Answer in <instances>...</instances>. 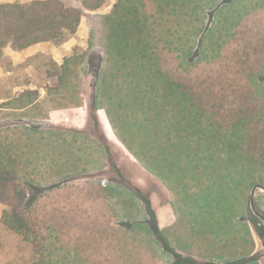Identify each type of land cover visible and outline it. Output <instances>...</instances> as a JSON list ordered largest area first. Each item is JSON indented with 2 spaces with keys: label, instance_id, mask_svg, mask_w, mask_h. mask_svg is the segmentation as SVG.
Instances as JSON below:
<instances>
[{
  "label": "rangeland",
  "instance_id": "rangeland-1",
  "mask_svg": "<svg viewBox=\"0 0 264 264\" xmlns=\"http://www.w3.org/2000/svg\"><path fill=\"white\" fill-rule=\"evenodd\" d=\"M8 1L15 0H0ZM116 1L83 16L69 39L73 45L67 40L4 51L0 142L15 162L0 182V264H264V167L230 163L223 153L197 148L188 156L177 154L162 135V121L149 120L160 119L156 103L164 107L158 90L150 89L139 69H119L104 52L108 29L102 16ZM251 2L188 0L175 10L177 0H148L153 41L173 57L182 58V47L194 50L203 38L212 62L218 52L221 61L231 59L235 46L243 56L245 41L232 33L239 30L241 38L257 17L264 25V8ZM69 57L74 58L61 82ZM27 91L36 93L32 105L12 101ZM94 96L111 121L110 139L98 126L97 108L91 113ZM75 124L85 126V133ZM96 136L103 138L106 153ZM124 146L146 167L156 165L168 194L150 181L130 189L122 185L124 174L111 147L122 150L126 164L130 153ZM149 194L166 201L162 227ZM19 202L20 211L35 222V243L3 221Z\"/></svg>",
  "mask_w": 264,
  "mask_h": 264
},
{
  "label": "trees",
  "instance_id": "trees-1",
  "mask_svg": "<svg viewBox=\"0 0 264 264\" xmlns=\"http://www.w3.org/2000/svg\"><path fill=\"white\" fill-rule=\"evenodd\" d=\"M107 1L80 0L79 4L66 0L0 2V63L7 47L20 51L41 42L57 45L66 42L77 32L85 14L101 9ZM177 1L180 7L175 10L188 2ZM147 2L117 0L102 20L108 29L104 52L116 60L119 69L130 66L139 69L150 89H157L164 102V107L155 105L160 119L149 120L154 124L162 121V135L171 147L177 148V154L188 156L190 149L197 148L198 151L223 153L230 163L264 167V25L261 17L255 19L254 26H245L241 38L246 34L247 37L243 41L239 30L232 33L237 34L236 41L242 44L245 41L248 52L243 56L237 54L235 46L231 59L221 61L222 54L218 52L219 57L212 62L204 50L203 38L194 50L182 47V58L173 57L153 41L155 27L150 21L153 7ZM254 2V8H264V0L251 3ZM240 25L242 20L237 24ZM73 58L65 60L61 82ZM35 94L27 91L12 101H20L21 106L32 105ZM96 108L94 96L90 100L91 113ZM151 139L154 147V138ZM4 145L0 142V182L6 175L5 168L15 162L9 146L6 149ZM23 198L26 200L23 204L27 205V197ZM20 205L21 202L13 211L5 212L3 221L24 240L35 243V222L20 211Z\"/></svg>",
  "mask_w": 264,
  "mask_h": 264
},
{
  "label": "crops",
  "instance_id": "crops-1",
  "mask_svg": "<svg viewBox=\"0 0 264 264\" xmlns=\"http://www.w3.org/2000/svg\"><path fill=\"white\" fill-rule=\"evenodd\" d=\"M111 9H112V6H111V8H110V10L108 12H110ZM97 11H101V9H99ZM108 12H106V13H108ZM68 42L70 43V45H73V42H70V40ZM49 43H53V42H49L48 41V42L37 43V44L32 45V46H30V47H28V48H26L24 50H21V51H28V50H31V49H35L36 47H40V45H44V44L46 46ZM81 108H82V110H84L83 107H81ZM97 110H98V108H97ZM103 111L104 110L101 109V107H99V110L97 111L98 114L96 116V119H97L98 126L101 127V129L104 130L103 131L104 138L106 137V139L107 138L110 139L111 138V136H110L111 134L109 132V125L111 124V121L106 116L105 112H104V114H105V116H104ZM75 127H77L76 130H79L78 132H80L81 134L85 133V131L87 130V129H85L86 128L85 126H82V125H79V124H75ZM81 128H83V130H81ZM61 129H63V128H61V127H57V128L54 127L53 128V130H56V132L61 130ZM96 137L99 140H101V143L103 142L102 143L103 144V148L105 149L106 148V144H104L105 142L103 141V138L102 137H98V136H96ZM111 148H112L111 149L112 152L115 153L119 157L118 164H119L120 171L121 170L123 171V172L121 171V173L124 174V175L121 174V176H123L122 179H124L123 181H125V183H123L122 185H124L126 188L128 186V188L130 189L131 187H134V186H140L139 182H142L143 185H146V181H150L153 184H155V186H159L161 188V190L163 192H165L166 189L162 186V183L160 182V180L155 175V171L157 169L156 165L152 169L146 167L138 159V157H136L132 152L127 151V149H125L126 147L124 146V147H122V148H124L123 150L126 153H130L128 155L129 159H127V163L125 164V160H124V156L122 154L123 153L122 150L120 148H113V147H111ZM105 153H106V149H105ZM124 165H125V167H124ZM147 192H148V190H147ZM165 193L168 194V192H165ZM144 194H146L148 196V194L146 192H144ZM149 198H151L150 200H151L153 209L155 208L157 216H159L158 218H160V224H161L160 226L162 227L163 224H166L165 220L167 219V217H166L165 211H163V207H161V205H162V203H164L166 201L163 202L162 200H160V198H159V200H157V198L155 196L151 195V194H149ZM153 199H155V200H153ZM166 200L167 201L170 200V196H168L166 198ZM145 208L146 207H144V211L143 212L146 211ZM171 220H174V215L173 214L170 217V221ZM254 240L256 241L255 235H254Z\"/></svg>",
  "mask_w": 264,
  "mask_h": 264
},
{
  "label": "water",
  "instance_id": "water-1",
  "mask_svg": "<svg viewBox=\"0 0 264 264\" xmlns=\"http://www.w3.org/2000/svg\"><path fill=\"white\" fill-rule=\"evenodd\" d=\"M252 194H254V190H253ZM252 197H253V195H252ZM252 207H253L254 209L256 208V206H255V202H254L253 199H252ZM263 246H264V238H263Z\"/></svg>",
  "mask_w": 264,
  "mask_h": 264
}]
</instances>
